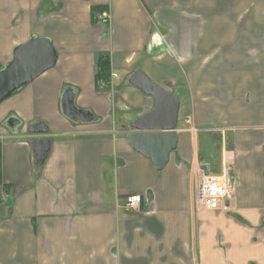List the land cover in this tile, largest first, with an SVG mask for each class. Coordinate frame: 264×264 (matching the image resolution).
I'll list each match as a JSON object with an SVG mask.
<instances>
[{
    "label": "crops",
    "instance_id": "1",
    "mask_svg": "<svg viewBox=\"0 0 264 264\" xmlns=\"http://www.w3.org/2000/svg\"><path fill=\"white\" fill-rule=\"evenodd\" d=\"M33 38L58 58L0 104V264H264V0H0V71ZM100 57L119 76L107 92ZM137 72L180 100L161 171L127 140L154 107L129 83ZM67 88L97 121L62 115ZM223 149L230 211L196 212V182L220 172Z\"/></svg>",
    "mask_w": 264,
    "mask_h": 264
},
{
    "label": "water",
    "instance_id": "2",
    "mask_svg": "<svg viewBox=\"0 0 264 264\" xmlns=\"http://www.w3.org/2000/svg\"><path fill=\"white\" fill-rule=\"evenodd\" d=\"M57 58L52 43L45 38H33L19 46L12 62L0 71V104L52 69ZM129 83L151 97L154 107L129 124L131 132L127 134L128 143L135 152L151 160L156 170L161 171L178 144L176 131L179 97L168 94L140 72L131 76ZM61 112L66 119L75 123L90 124L97 121L92 113L76 106V92L73 88L64 90ZM30 132L45 135L48 128L41 124L31 127ZM31 144L35 165L42 167L48 157L51 142L48 138H40Z\"/></svg>",
    "mask_w": 264,
    "mask_h": 264
},
{
    "label": "built area",
    "instance_id": "3",
    "mask_svg": "<svg viewBox=\"0 0 264 264\" xmlns=\"http://www.w3.org/2000/svg\"><path fill=\"white\" fill-rule=\"evenodd\" d=\"M102 21H107V14H99ZM119 78L118 74L112 73L110 75L111 87L114 80ZM189 123V120H187ZM223 133L226 130L222 131ZM234 164V156L226 149L222 151V165L218 173L208 174L202 176L197 180L194 193V210L201 211H230V200L235 191L234 182L230 176L232 166ZM142 204V198L139 195H131L126 199L125 208L128 211H138Z\"/></svg>",
    "mask_w": 264,
    "mask_h": 264
},
{
    "label": "trees",
    "instance_id": "4",
    "mask_svg": "<svg viewBox=\"0 0 264 264\" xmlns=\"http://www.w3.org/2000/svg\"><path fill=\"white\" fill-rule=\"evenodd\" d=\"M95 83L99 92H107L109 90L110 81V65L109 60L100 57L95 63ZM104 86L101 88L100 86Z\"/></svg>",
    "mask_w": 264,
    "mask_h": 264
},
{
    "label": "rangeland",
    "instance_id": "5",
    "mask_svg": "<svg viewBox=\"0 0 264 264\" xmlns=\"http://www.w3.org/2000/svg\"><path fill=\"white\" fill-rule=\"evenodd\" d=\"M127 129V128H126Z\"/></svg>",
    "mask_w": 264,
    "mask_h": 264
}]
</instances>
